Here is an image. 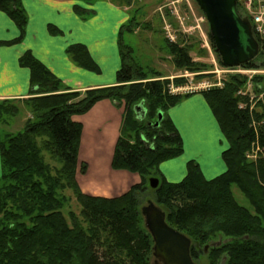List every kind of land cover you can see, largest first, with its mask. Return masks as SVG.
I'll list each match as a JSON object with an SVG mask.
<instances>
[{"label": "trees", "instance_id": "trees-1", "mask_svg": "<svg viewBox=\"0 0 264 264\" xmlns=\"http://www.w3.org/2000/svg\"><path fill=\"white\" fill-rule=\"evenodd\" d=\"M236 10L244 15L238 3ZM0 11L22 33L27 17L18 0H0ZM119 38L120 33L116 83L83 92L65 89L29 52L19 58V64L29 69L34 88L25 100L32 119L21 131L3 132L0 139L1 179L5 182L0 187V264H151L153 242L137 208L136 191L144 189L158 164L182 153L181 138L166 112L189 94L170 95L166 89L170 80L129 62L130 49ZM164 45L177 70L204 69L190 57V45L167 39ZM67 53L76 65L98 72L85 46L72 44ZM243 67L264 68L262 45ZM184 81L172 79L174 85ZM242 84L240 77L231 76L222 88L201 92L228 142L221 154L226 170L207 180L191 160L181 181L159 178L154 189L167 223L191 239L194 261L204 253L196 245L204 247L221 239L219 246L209 245L206 264H264V111L250 113L238 106L236 92ZM101 100L122 108L110 168L140 178L115 197L86 194L76 179L78 173L85 174L87 166L78 165L82 125L71 117L85 114ZM138 104L145 110L143 117L135 111ZM9 106L1 105V117L18 113L16 106ZM255 144L261 153L251 161L246 155ZM233 186L249 206L237 202ZM67 190L80 208L78 215L68 213L69 221L63 214Z\"/></svg>", "mask_w": 264, "mask_h": 264}, {"label": "crops", "instance_id": "crops-1", "mask_svg": "<svg viewBox=\"0 0 264 264\" xmlns=\"http://www.w3.org/2000/svg\"><path fill=\"white\" fill-rule=\"evenodd\" d=\"M18 3L27 17L22 33L16 23L0 11V108L3 104L12 103L17 104L19 107H16L20 109L25 100L33 95L29 69L19 64V58L27 52L59 79L65 89L83 92L116 83L115 75L121 63L118 28L126 18L119 7L113 6L109 0H95L93 3L86 0H18ZM83 11L92 13L89 14L91 17L82 18ZM50 27L56 32L52 33ZM72 44L85 46L90 58L97 62L98 72L84 69L72 61L67 53V48ZM100 103L101 108L106 109L114 120L112 129L109 127L114 134L111 150L107 154L106 162L100 163L103 170H107L118 137L122 110L117 109L109 100H101L94 106ZM166 115L180 136L183 146L179 156L157 165L155 170L160 178L167 182L184 178L187 162L191 160L208 180L226 170L221 154L228 148V142L201 92H193L183 97L167 109ZM109 121L110 116L106 119V122ZM2 134L3 122L0 114V139ZM78 178L77 174L76 179L82 192L101 197L119 196L140 181V178L135 182L130 180L128 189L111 196L112 187L92 184L88 185L90 190H84ZM95 189L100 194L92 192Z\"/></svg>", "mask_w": 264, "mask_h": 264}, {"label": "rangeland", "instance_id": "rangeland-1", "mask_svg": "<svg viewBox=\"0 0 264 264\" xmlns=\"http://www.w3.org/2000/svg\"><path fill=\"white\" fill-rule=\"evenodd\" d=\"M86 1L93 3L95 0ZM109 1L113 6L119 7L126 16L119 24L118 31L120 33L119 39L126 48L128 47L127 49H130L129 62L135 63L143 69L158 72L162 76L161 78H168L170 83L166 89L170 95H185L190 91L202 92L211 88H222L231 76H237L243 80V84L236 92V95L240 98L238 106L243 105V108H248L250 113L255 110L264 111V68L239 67L224 69L219 64L215 50L211 46L208 22L195 0H121L120 3L113 0ZM253 2L264 6V0ZM127 4H130V6ZM256 4L254 5L255 8L257 7ZM89 14L92 13L83 11L81 17L87 19L91 17ZM166 39L173 43L181 40L182 44L190 45V57L193 62L203 65L204 69L199 70V72L177 70L165 49L164 40ZM94 63L97 65V62L94 61ZM173 78H183L185 80L184 84L174 85L172 83ZM182 88H186V90ZM9 105L19 107L17 104L9 103ZM101 105V103L97 104L85 114L71 117L73 121L79 122L83 126L78 150V165L85 163L87 166L88 164V170L85 174L80 176V173H78V180L84 190H90L88 185L92 184L101 187L110 186L113 190L111 196H114L128 189L130 180L139 181V176L132 175L125 170H112L109 166H107V170H103V166H100L101 162L104 164L108 159L107 154L111 150V143L114 139L113 130L109 128L110 126L111 129L113 127V117L106 109H102ZM115 112L117 113V111ZM109 116L110 121L106 122ZM2 117L3 132H17L22 130L25 122L32 116L28 107L24 104V106H20V109L18 108L16 115L7 113L3 114ZM252 121L253 124L256 123L254 116ZM258 158L257 155L250 160L256 161ZM47 161L49 160L47 159ZM149 177L158 180L160 178L155 169L151 171ZM118 178H121L122 182ZM182 178H177L170 183H177ZM206 179L208 180V178ZM4 184L5 182L1 179L0 173V187ZM92 192L100 194L96 189ZM232 193L238 203L249 206L234 186L232 187ZM65 194L68 196V202L63 208V214L69 221L68 213L74 212L78 215L80 208L69 190ZM136 199L139 213L141 207L148 201L156 204L154 189L149 186L148 182L143 190L136 191ZM204 247L196 245L195 248L202 251ZM207 250L199 254L198 259L195 260L196 264L207 263ZM149 260L152 264L153 257L150 256Z\"/></svg>", "mask_w": 264, "mask_h": 264}, {"label": "water", "instance_id": "water-1", "mask_svg": "<svg viewBox=\"0 0 264 264\" xmlns=\"http://www.w3.org/2000/svg\"><path fill=\"white\" fill-rule=\"evenodd\" d=\"M238 0H195L205 16L209 36L220 64L226 68L238 67L252 60L259 51V44L252 33L247 17L236 10ZM137 115L144 116L141 105L135 106ZM161 114L158 115V120ZM156 123L155 125H157ZM148 184L155 189L157 178H149ZM143 224L151 236L154 264H196L190 255L191 239L170 226L165 212L148 201L140 209ZM221 239L210 246H219ZM209 245L204 247V251ZM224 259V258H223Z\"/></svg>", "mask_w": 264, "mask_h": 264}, {"label": "built area", "instance_id": "built-area-1", "mask_svg": "<svg viewBox=\"0 0 264 264\" xmlns=\"http://www.w3.org/2000/svg\"><path fill=\"white\" fill-rule=\"evenodd\" d=\"M253 1L255 0H243V7L246 13L250 16L254 34L260 39L262 45L264 46V6L263 4L257 5ZM255 4L257 6L256 8L254 7ZM182 89L186 90V88ZM258 153H261V150L258 145L255 144L246 156L251 159L255 158Z\"/></svg>", "mask_w": 264, "mask_h": 264}, {"label": "flooded vegetation", "instance_id": "flooded-vegetation-1", "mask_svg": "<svg viewBox=\"0 0 264 264\" xmlns=\"http://www.w3.org/2000/svg\"><path fill=\"white\" fill-rule=\"evenodd\" d=\"M152 264H154V260H153V263Z\"/></svg>", "mask_w": 264, "mask_h": 264}]
</instances>
